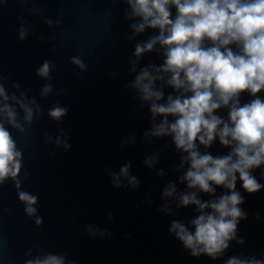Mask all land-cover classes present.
Masks as SVG:
<instances>
[{
  "label": "water",
  "instance_id": "water-1",
  "mask_svg": "<svg viewBox=\"0 0 264 264\" xmlns=\"http://www.w3.org/2000/svg\"><path fill=\"white\" fill-rule=\"evenodd\" d=\"M126 10L125 0H0V75L7 77L3 83L9 93L19 97L23 91L35 99L33 120L24 124L23 132L6 125L22 151L23 167L19 189L11 179L0 184V264H25L44 253L63 254L66 264H226L232 256L264 259V188L249 194L239 178L236 190L244 198L239 207L247 218L240 220L236 235L243 243L230 241L216 259L192 256L168 231L173 220L194 230L190 221L199 213L195 205L178 206V197L193 191L179 179L188 168L187 163L181 166L186 153L176 149L170 135H145L162 117L153 120L149 104L126 87L140 68L159 66L164 59L157 44L138 60L136 72L131 71L135 45L158 30L147 28L129 39L134 20L125 16ZM170 10L174 18L175 7ZM22 26L28 32L24 40L18 37ZM206 44L211 46L210 41ZM73 56L83 60V71L70 63ZM45 60L55 66L47 80L36 72ZM45 84L53 91L41 96ZM156 86L164 92L158 103L178 94L163 81ZM257 95L264 99V91ZM251 99L241 93L240 104ZM57 104L68 109L59 121L48 115ZM17 111L22 117V110ZM215 114L227 120L228 108ZM57 139L70 147L58 145ZM197 144L201 153L213 156L230 151L218 139L210 147ZM149 157L155 158L151 165L145 163ZM126 164L128 176H121L116 187L110 173L119 175ZM262 173L264 166L253 170L264 185ZM128 177L138 183L133 186ZM169 183L175 184L176 192L164 197ZM213 187L214 193L198 192V198L208 201L228 191ZM19 191L38 197L40 225L25 214ZM86 225L104 235L90 236ZM29 249L31 255H26Z\"/></svg>",
  "mask_w": 264,
  "mask_h": 264
},
{
  "label": "clouds",
  "instance_id": "clouds-1",
  "mask_svg": "<svg viewBox=\"0 0 264 264\" xmlns=\"http://www.w3.org/2000/svg\"><path fill=\"white\" fill-rule=\"evenodd\" d=\"M125 2L128 5L125 16L134 20L129 39L147 28L158 30L146 42L135 45L131 71L136 72L138 60L144 53L154 51L157 44L163 50L160 54L164 58L159 66L149 64L140 68L126 87L134 89L137 98L149 104L153 120L157 115L162 117L145 135H170L176 149L186 153L181 166L187 163L188 168L179 179L193 191L182 193L178 197V206L195 205L199 213L190 221L194 230L173 220L168 231L174 233L192 256L205 254L216 259L229 248L230 241L243 243L236 234L240 220L247 218V213L239 207L244 198L236 190L237 178L249 194L264 188L253 175L254 169L264 166V99L257 95L264 91V0ZM172 6L176 9L174 18ZM45 22L52 23L50 20ZM27 35L22 26L18 31L19 39L24 40ZM207 41L211 46H207ZM229 45H235L237 50L233 51ZM70 63L81 71L85 69L79 56L70 57ZM54 67L45 60L36 70L37 75L47 80ZM6 79L0 75V184L11 179L14 187L19 189L23 154L6 125L23 132L24 124L33 120L35 99H30L23 91L19 97L9 93L3 83ZM157 81H163L178 94H169L164 103H158L164 99V92L156 86ZM13 87L19 88L15 83ZM52 91V85L45 84L40 95L47 96ZM244 92L253 99L241 105L240 95ZM18 108L23 112L22 117ZM221 108H228L227 120L215 114ZM35 110L39 111L38 106ZM67 111V107L57 104L48 115L59 121ZM169 116L174 119L169 121ZM217 139L222 146L230 148L228 154L213 156L198 150L197 141L210 147ZM56 143L64 142L57 139ZM64 147L67 149L70 145L64 143ZM154 159L149 157L145 163L151 165ZM128 167L127 164L122 166L119 175L110 173L116 187L120 186L121 176H128ZM128 179L133 186L138 183L135 177ZM213 185L228 191L208 201L198 198V192L214 193ZM175 192V184L169 183L162 196L171 197ZM18 198L25 205V214L34 216L35 223L40 225L42 217L37 215L35 207L38 197L19 191ZM164 211L167 214V206ZM86 230L90 236L104 235L91 225H86ZM26 255H31L30 249ZM25 264H66V257L44 253L26 260ZM226 264H264V259L232 256Z\"/></svg>",
  "mask_w": 264,
  "mask_h": 264
}]
</instances>
